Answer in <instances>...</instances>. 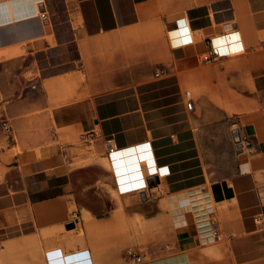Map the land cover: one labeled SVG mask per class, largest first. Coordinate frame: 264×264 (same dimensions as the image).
<instances>
[{
  "label": "crops",
  "instance_id": "obj_1",
  "mask_svg": "<svg viewBox=\"0 0 264 264\" xmlns=\"http://www.w3.org/2000/svg\"><path fill=\"white\" fill-rule=\"evenodd\" d=\"M2 121L0 264H264V0H0Z\"/></svg>",
  "mask_w": 264,
  "mask_h": 264
},
{
  "label": "built area",
  "instance_id": "obj_2",
  "mask_svg": "<svg viewBox=\"0 0 264 264\" xmlns=\"http://www.w3.org/2000/svg\"><path fill=\"white\" fill-rule=\"evenodd\" d=\"M178 31L180 34V36H179L180 38L178 40V43L180 45H189L192 43V39L190 37L189 30L185 26L178 28ZM237 48H238V46L237 47L232 46L231 50L232 51L238 50ZM219 52L224 53L225 50L219 49ZM215 55L217 56V54H215ZM163 74H164V70L159 68V69H156L154 71L153 77L159 78ZM187 107H188V109H191V107H192L191 101H189V103L187 104ZM3 129L5 130L6 133H10V128H9L8 124H6V123L3 124ZM139 148L144 150L142 157L140 159L145 161L146 177H144L140 172H137V173L131 174V177H130V179H128V181L117 178L116 182H117L118 191L120 193L133 191L136 189H146L149 186L147 183V180L151 176L157 175V174L165 176L168 174V169L166 167L156 168L155 166H153L152 160H151V152H150V150H148V149H150L149 143H145L141 147H138V149ZM234 148H235L236 153H241L244 151H249L252 148V144H251L250 140H248L247 138L239 137L234 143ZM113 153L114 152L112 150H110V157L111 158L113 157ZM150 164L152 165L153 170H151ZM131 170H133V168ZM199 191L201 193H203L205 191V187L201 186ZM197 212L201 213V216L203 217V223H204L203 225H204V228H206V231L208 232L209 237L213 241H221L222 240V234L219 232V230L217 228V223H216V219H215V215H214V209L212 208V206L207 201H205L204 199H200L198 201V211ZM254 222L257 225L264 227V207L262 208L260 213L256 217H254ZM126 256L128 258V261L130 262V264H143L142 257L140 255H138L137 253H135L131 249L127 250Z\"/></svg>",
  "mask_w": 264,
  "mask_h": 264
},
{
  "label": "water",
  "instance_id": "obj_3",
  "mask_svg": "<svg viewBox=\"0 0 264 264\" xmlns=\"http://www.w3.org/2000/svg\"><path fill=\"white\" fill-rule=\"evenodd\" d=\"M129 153H131V151H130ZM132 161H133V160H130V162H132ZM133 167H134V168H133ZM133 167H131V169H132V168H133V170L136 169V166H133ZM131 169H129V170H131ZM123 170L126 171V172L128 171V169L125 168V169H121L119 172L122 173V172H124ZM147 183H148L149 186L154 185V181H153L152 179H148V180H147ZM66 228H67V229H71V228H73V224H68V225L66 226Z\"/></svg>",
  "mask_w": 264,
  "mask_h": 264
},
{
  "label": "rangeland",
  "instance_id": "obj_4",
  "mask_svg": "<svg viewBox=\"0 0 264 264\" xmlns=\"http://www.w3.org/2000/svg\"><path fill=\"white\" fill-rule=\"evenodd\" d=\"M6 122H4V121H2L1 123H0V126H1V128H2V130L4 131V133H6L5 132V130L3 129V124H5ZM7 124V123H6ZM7 135V134H6Z\"/></svg>",
  "mask_w": 264,
  "mask_h": 264
}]
</instances>
